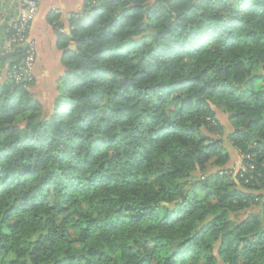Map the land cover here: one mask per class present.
<instances>
[{
	"label": "trees",
	"instance_id": "trees-1",
	"mask_svg": "<svg viewBox=\"0 0 264 264\" xmlns=\"http://www.w3.org/2000/svg\"><path fill=\"white\" fill-rule=\"evenodd\" d=\"M53 28L52 112L0 83V264H264V0H84Z\"/></svg>",
	"mask_w": 264,
	"mask_h": 264
},
{
	"label": "crops",
	"instance_id": "crops-1",
	"mask_svg": "<svg viewBox=\"0 0 264 264\" xmlns=\"http://www.w3.org/2000/svg\"><path fill=\"white\" fill-rule=\"evenodd\" d=\"M23 1L0 0V62L5 61L0 74V83L5 81L12 72L8 73V68L15 58L17 49L25 47L9 44L10 28L22 14ZM83 6L84 0H38L37 12L28 34V39L36 52V60L29 72L28 79L31 80L30 87L34 88L33 92L39 94L40 97L50 94V88L57 83L56 81L64 71L61 64L62 53L57 48V33L53 24L59 23L58 32L67 33L69 21L83 9ZM49 16L54 18L52 23L48 21ZM6 55L8 57H5ZM19 56L24 61L22 51Z\"/></svg>",
	"mask_w": 264,
	"mask_h": 264
},
{
	"label": "rangeland",
	"instance_id": "rangeland-1",
	"mask_svg": "<svg viewBox=\"0 0 264 264\" xmlns=\"http://www.w3.org/2000/svg\"><path fill=\"white\" fill-rule=\"evenodd\" d=\"M62 32H64V31H62ZM28 36L29 35H27V41L30 42L28 39ZM71 46H73V45H71ZM73 48H74V46H73ZM73 48H70V49H73ZM34 52H35V49H34ZM35 60H36V52H35L34 63H35ZM34 63L32 65V68L34 66ZM62 75H63V73H62ZM60 78H59V80H60ZM59 80H57L56 81L57 83L55 85H53L52 88H50V90H51L50 94H48V95L45 94L46 97H44V95L42 97H40L39 94H36V92H33L34 88H31V87L29 88V92L31 93L32 97L35 98L37 101H39L40 108L42 110L43 115H45V116H48L54 108V102L58 96V86L60 85ZM216 117H217V120L219 121V123L223 127L222 134L218 135V138L222 142V147L225 149V151L229 155L228 163L226 165H224L221 169H224L227 172V175L229 177H231L230 179L233 180L235 175L238 172L245 170V167L243 166V157H242V155L239 154V152L228 141L227 135L231 133L232 127L228 121L227 114L222 113L220 110L216 109ZM216 169L217 168H213L211 171H215ZM262 195L264 196V194H262ZM259 211H260V208L258 206H255V207L252 206V207L248 208L247 210L242 211L237 216V219L238 220L245 219L251 213H257Z\"/></svg>",
	"mask_w": 264,
	"mask_h": 264
},
{
	"label": "built area",
	"instance_id": "built-area-1",
	"mask_svg": "<svg viewBox=\"0 0 264 264\" xmlns=\"http://www.w3.org/2000/svg\"><path fill=\"white\" fill-rule=\"evenodd\" d=\"M38 8V0H24L22 14L16 19L12 25L13 34L9 39V44L24 47V61L21 68H13L8 75L16 83L28 77L35 59V52L32 43L27 41V35L31 28Z\"/></svg>",
	"mask_w": 264,
	"mask_h": 264
},
{
	"label": "water",
	"instance_id": "water-1",
	"mask_svg": "<svg viewBox=\"0 0 264 264\" xmlns=\"http://www.w3.org/2000/svg\"><path fill=\"white\" fill-rule=\"evenodd\" d=\"M70 48H73V46H71ZM5 57H8V55H6ZM175 246V245H174Z\"/></svg>",
	"mask_w": 264,
	"mask_h": 264
}]
</instances>
